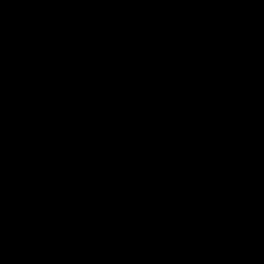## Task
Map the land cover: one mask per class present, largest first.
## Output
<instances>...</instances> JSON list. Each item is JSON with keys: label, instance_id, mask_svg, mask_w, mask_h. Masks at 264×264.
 <instances>
[{"label": "water", "instance_id": "water-1", "mask_svg": "<svg viewBox=\"0 0 264 264\" xmlns=\"http://www.w3.org/2000/svg\"><path fill=\"white\" fill-rule=\"evenodd\" d=\"M0 264H264V0H0Z\"/></svg>", "mask_w": 264, "mask_h": 264}]
</instances>
